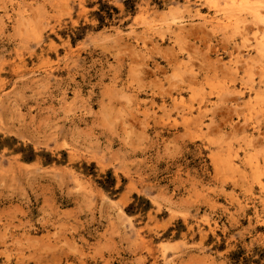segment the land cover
Wrapping results in <instances>:
<instances>
[{
	"label": "rangeland",
	"instance_id": "374dc122",
	"mask_svg": "<svg viewBox=\"0 0 264 264\" xmlns=\"http://www.w3.org/2000/svg\"><path fill=\"white\" fill-rule=\"evenodd\" d=\"M246 1L0 0V264H264Z\"/></svg>",
	"mask_w": 264,
	"mask_h": 264
},
{
	"label": "bare ground",
	"instance_id": "6f19581e",
	"mask_svg": "<svg viewBox=\"0 0 264 264\" xmlns=\"http://www.w3.org/2000/svg\"><path fill=\"white\" fill-rule=\"evenodd\" d=\"M244 1H246V0H244ZM241 2H242V1H241ZM246 2H247V1H246ZM246 2H244L245 5H248V4H246ZM244 3H243V4H244ZM237 4H238V3H237ZM234 5H235V4H234ZM245 5H244V8H245ZM236 6H237V5H236ZM238 7H239V6H238ZM240 9H241V8H240ZM253 9H254V8H253ZM262 9H263V8H262ZM255 11H256V10H255ZM261 11L263 12L264 10H261ZM252 13H254V12H252ZM263 13H264V12H263ZM258 14H259V12H258ZM255 17H256V16H255ZM115 32H116V31H115ZM116 33H119V32H116ZM262 37H263V36H262ZM256 39H257V38H256ZM260 44H261V42H260ZM256 51H258V50H256ZM249 55H250V54H249ZM247 58H249V57H247ZM247 58H246V59H247ZM178 60H179V59H178ZM250 63H251V62H250ZM250 63H249V64H250ZM250 65H251V64H250ZM234 66H236V65H234ZM227 67H228V65H227ZM231 67H233V66H231ZM261 67H262V66H261ZM229 70H230V69H229ZM235 71L237 72V70H235ZM260 71H261V70H260ZM262 71H263V70H262ZM236 72H235V73H236ZM263 82H264V81H263ZM258 86H259V85H258ZM227 88H228V87H227ZM235 88H236V87H235ZM244 89H245V88H244ZM254 90H255V89H254ZM234 91H235V90H234ZM238 91H239V90H238ZM240 91H242V90L240 89ZM244 92H246V91H244ZM255 92H257V91H255ZM263 94H264V93H263ZM244 95H245V94H244ZM244 95L242 94V96H244ZM255 95H256V94H255ZM246 96H247V95H246ZM246 96H245V97H246ZM252 97H253V96H252ZM258 98H259V100H263L264 97H260V96H259ZM242 99H243V98H242ZM252 99H253V98H252ZM247 100H248V99H247ZM259 100H258V101H259ZM253 101H254V100H253ZM255 101H257V99H256ZM243 103H244V102H243ZM251 104H252V103H251ZM261 104H262V103H261ZM199 105H200V104H199ZM263 105H264V103H263L261 106H263ZM246 106H247V104H246ZM254 106H256V105H254ZM256 107H257V106H256ZM259 107H260V106H259ZM247 108H248V107H247ZM261 108H262V107H261ZM249 109H250V108H249ZM257 109H258V107H257ZM255 111H257V110H255ZM253 113H254V112H253ZM248 114H249V113H248ZM250 114H251V113H250ZM256 117H257V116H256ZM256 117H255V118H256ZM246 118H248V117H246ZM250 118H251V116H250ZM251 121H252V120H251Z\"/></svg>",
	"mask_w": 264,
	"mask_h": 264
}]
</instances>
